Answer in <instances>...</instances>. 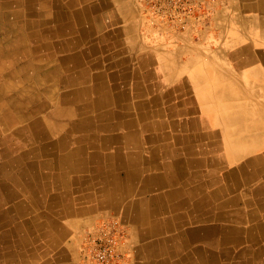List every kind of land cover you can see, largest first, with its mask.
Listing matches in <instances>:
<instances>
[{
  "label": "crops",
  "instance_id": "1",
  "mask_svg": "<svg viewBox=\"0 0 264 264\" xmlns=\"http://www.w3.org/2000/svg\"><path fill=\"white\" fill-rule=\"evenodd\" d=\"M53 1L58 8L65 6L68 25L73 27L69 38L81 37V45L96 44L100 50L103 61L96 71H105L106 84L112 80L117 99L111 133L138 135L134 142L117 138L112 146H81L79 161L64 160L63 165L51 167L67 173L52 176L42 171L41 176L37 173L38 177L15 184L0 179V194L8 204L0 208V264H84L80 249L86 232L110 219L127 231L121 245L127 264H194L184 256L196 245L169 240L177 228L172 223L167 234L166 227L169 213L178 216L193 206L184 207L182 196L172 193L165 155L152 149L146 137L166 131L180 136L204 132L212 136L205 142L219 148L218 154L245 149L242 139L247 130L235 134L225 117L249 121L264 113V15L245 8L248 3L255 7L258 0H235L236 15L230 12L232 0H207V18L183 32L148 25L139 0ZM78 11L84 21L77 19ZM125 120L134 123L124 127ZM179 121L181 126L166 130ZM153 122L161 130L146 128ZM74 131L83 133L80 128ZM90 148L112 155L111 160H93ZM213 152L207 154L211 163ZM188 157L185 181H194V175L205 170L198 167L195 155ZM226 161L221 165L225 171L234 166ZM201 179L213 180L208 175ZM7 184L9 188L3 186Z\"/></svg>",
  "mask_w": 264,
  "mask_h": 264
},
{
  "label": "bare ground",
  "instance_id": "2",
  "mask_svg": "<svg viewBox=\"0 0 264 264\" xmlns=\"http://www.w3.org/2000/svg\"><path fill=\"white\" fill-rule=\"evenodd\" d=\"M232 1L230 12L236 15L235 0ZM53 2L0 0V160L4 158V163L0 164V179L9 183L34 179L42 171L52 176L63 174L66 171L62 168L51 167L63 165L64 160L79 161L81 152H84L81 146H112L117 138L120 142L122 138L134 142L138 135L137 132L111 133L115 126L116 107L113 104L117 99L113 94L112 80L106 84L104 81L108 77L105 71H96L103 61L99 58L100 50L96 44L81 45V37L69 38V30L73 27L70 29L71 25H68L65 6L58 8ZM245 8L256 9L264 15V0H258L255 7L248 3ZM76 15L78 20L84 21L80 11ZM108 73L111 74L110 71ZM239 118L231 116L225 120L231 122L235 134L247 130L242 139L245 149H235L224 155L218 154L219 148H212L205 142L212 136L204 132L180 136L173 133L176 131H166L152 133L145 140L152 149L163 151L167 160L165 174L170 176L168 182L172 184L169 185L170 189L173 188L172 193L182 196L184 207L193 206L192 211L178 216L169 213L166 227L167 234L171 233L172 223L177 228L173 235L168 236L169 240L196 245L184 256L194 264H264V113L256 114L249 121L248 118ZM129 120L121 125L127 127L134 123L133 120L128 125ZM179 123L173 122L166 130L177 127ZM159 125L153 122L146 128L160 129ZM76 128L82 129L83 133L75 132ZM33 142L35 147L28 145ZM90 149H93L89 154L93 160H111L112 155L105 156L95 148ZM213 151H216V157L211 163L207 154ZM191 154L196 156L198 167L205 171L194 175V181H185ZM226 160L234 164L227 171L221 169ZM205 175L213 180L203 181L201 178ZM8 184L3 186L9 188ZM6 200L0 194V208L8 205Z\"/></svg>",
  "mask_w": 264,
  "mask_h": 264
},
{
  "label": "built area",
  "instance_id": "3",
  "mask_svg": "<svg viewBox=\"0 0 264 264\" xmlns=\"http://www.w3.org/2000/svg\"><path fill=\"white\" fill-rule=\"evenodd\" d=\"M154 27L186 31L207 16V0H140ZM127 236L123 225L107 220L90 232L83 250L84 264H127L122 242Z\"/></svg>",
  "mask_w": 264,
  "mask_h": 264
},
{
  "label": "rangeland",
  "instance_id": "4",
  "mask_svg": "<svg viewBox=\"0 0 264 264\" xmlns=\"http://www.w3.org/2000/svg\"><path fill=\"white\" fill-rule=\"evenodd\" d=\"M139 3H140V9H141L142 15L144 16V18H145V20H146V23H147L148 25L154 27L153 25L150 24V22H149L147 16L145 15V13H143L144 11H143V9H142V6H141V2H140V0H139ZM208 15H209V14H207V16H208ZM207 16L204 17V18H207ZM155 28H156V26H155ZM89 233H90L89 231L86 232V234H85V238H84V241H83V244H82L81 249H80V255H81V258L83 257V250H84V246H85V240H86V237H87V235H88Z\"/></svg>",
  "mask_w": 264,
  "mask_h": 264
}]
</instances>
